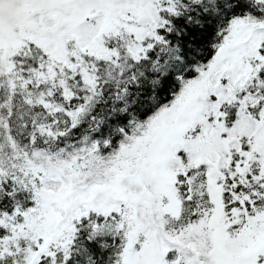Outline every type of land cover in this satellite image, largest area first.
<instances>
[{
	"label": "snow or ice",
	"instance_id": "snow-or-ice-1",
	"mask_svg": "<svg viewBox=\"0 0 264 264\" xmlns=\"http://www.w3.org/2000/svg\"><path fill=\"white\" fill-rule=\"evenodd\" d=\"M0 264H264V0H0Z\"/></svg>",
	"mask_w": 264,
	"mask_h": 264
}]
</instances>
